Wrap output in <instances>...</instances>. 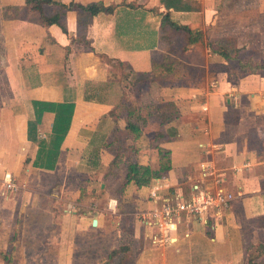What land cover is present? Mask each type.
<instances>
[{"label":"crops","instance_id":"obj_1","mask_svg":"<svg viewBox=\"0 0 264 264\" xmlns=\"http://www.w3.org/2000/svg\"><path fill=\"white\" fill-rule=\"evenodd\" d=\"M62 1L84 5L102 2L113 9L96 15L79 8L66 10V30L59 24L44 26L27 19V27L35 31L31 39L27 38L31 48L26 38L16 42L15 56L7 48V59L0 65V220H12L22 207H33L49 198L54 210L52 224L64 223L63 234L61 230L52 232L53 225L46 231L45 247L58 250L60 255L57 262L50 258L51 264H88L75 259V254L85 252V248L80 251L76 247L77 234L85 230L102 241L108 215L125 216L118 196L108 194L104 177L116 179L121 165L115 168L111 164L118 142L127 137L138 148L140 163L157 167L159 147L170 151L172 162L168 174L154 178L150 184L130 182L124 187L122 198L133 206L127 216L134 233L139 231L153 246H159L153 250L155 262L135 264H243L249 243L264 244V72L228 68L229 62L213 52L208 42L219 36V24L229 20L234 10L248 8V2H255L252 5L264 15V0ZM15 5L23 7V0ZM175 25L202 32L201 40L187 42ZM237 45L263 60L261 49L251 51L246 43ZM116 61L126 66L113 64ZM164 63H173L171 72L163 70ZM125 72H131L130 77ZM2 76L7 81L8 96ZM88 81L101 84L97 89H104L102 100L85 99ZM118 84L128 93L141 89L148 99L144 104L136 101L142 129L136 140L126 133L125 113L117 110L124 98L105 90ZM34 100L75 102L71 126L54 168L46 167L48 149L41 151L40 146L50 143L56 114L44 112L37 125V138H30ZM167 101L173 103V116L162 124L161 112L151 105ZM169 127L176 130L175 136L167 135ZM160 131L165 136L159 137ZM202 164L210 165L216 176L204 177ZM101 172L104 180L100 186L108 194L105 204L102 196L98 199L90 194L93 179ZM37 174L52 177L53 185L47 186L36 178ZM71 174L85 175L83 194L80 187L67 189L66 178ZM16 178L18 182H14ZM9 179L17 189L7 186ZM58 183L64 191L57 196ZM216 186L233 194L219 215L211 211L202 220L182 213L180 222L168 232L148 223L152 211L165 198H189L198 189ZM76 205L87 210L86 221L72 226L73 219L84 220L73 215H77V209L69 208ZM90 213L98 216L88 220ZM95 218L97 225H93ZM0 231V240L8 236L7 229ZM154 234L168 235L170 240L154 244ZM1 250L6 254L3 259L11 263L13 249L9 251L4 240ZM14 250L19 252L21 248L18 245ZM30 252L38 255L39 250Z\"/></svg>","mask_w":264,"mask_h":264},{"label":"rangeland","instance_id":"obj_2","mask_svg":"<svg viewBox=\"0 0 264 264\" xmlns=\"http://www.w3.org/2000/svg\"><path fill=\"white\" fill-rule=\"evenodd\" d=\"M16 1L17 0H0V6H2V13L0 7V65L2 61H4V58H6L5 53L7 48L9 54L11 56L13 55L15 56L16 42L23 41L26 38L25 40H27L30 44L28 45V47L31 48V40L27 38L31 39L33 34H35V31L27 27L28 23H26V21L28 18H27L26 0H23L24 3L23 7L16 6L15 5ZM252 4H255V2H248L247 4L248 8L237 10V12H235L234 10L232 12L233 15H231V18L229 20L225 19L223 23L221 22L219 24L220 27L216 30V33L219 34V36H217L216 38H221L224 40L227 39L230 42L231 46L233 42H235L236 45L237 42L238 44L239 42L243 44L246 43V45L250 46L251 51H256L258 49H261L260 53H262L264 51V15L260 14L259 10H256L257 8H255V6ZM1 16H3V18H1ZM5 42H7V45L5 44ZM35 47H36V51L40 50L38 48L37 43ZM25 49L27 48L25 47L24 50ZM248 54L251 55L249 51ZM259 61L264 62V58L263 60H259ZM2 77L3 78L1 82H4L3 86L6 87L4 91L5 94L8 96L9 89H8L7 81L4 76ZM123 89H124L123 86H120L118 84L114 86L113 89H105V90H107L108 93L112 92V95H114V97L117 98L120 97V99L123 97L124 105L126 106V108L129 106L131 107L136 106L137 105L136 101L138 102V104L139 103L144 104L148 102L146 95H143L144 92L141 91V89H137V88L134 90L130 89L132 90V92L130 91V93H128L127 89L124 90ZM112 95H110V97H112ZM123 136H126V133H124ZM126 144H128V142H123L122 145H120V147H125ZM128 153L131 154L130 152ZM118 172L119 173L115 176L116 178L115 180L114 177H110V178L104 177L107 184V188L110 189L108 191V194L110 196L122 195V193H119L118 190L120 184H122V182L124 181L125 167L121 165L120 168L118 169ZM101 175L102 172L101 174L98 173L97 178L93 179L94 189L91 188L90 194H92V196L94 197H98V195L102 196L101 202L103 200L104 201L103 204H105L108 198V194L105 191L103 192L100 186L101 185L100 183L104 180V178H102ZM36 178L42 179V181L46 182L45 184L47 186L53 185V181L52 184L50 185L52 177L48 175L37 174ZM13 180L14 182L19 181L18 178ZM66 181H67L66 187L69 191H75L79 187L83 189V192L85 191L84 189V185H86L85 175L82 176L73 175V174L67 175ZM88 185L90 186L91 184ZM55 189H56L55 191L58 192L56 193L57 196L58 194L60 195L62 191H64L63 187L59 185V183L55 185ZM65 191L67 192V190ZM69 195L70 197L72 196L73 198V193L69 192ZM106 196L107 198H105ZM123 199L126 200L125 197ZM92 203H94V201ZM121 206L122 205L119 204V207ZM123 207H124L123 213H125L124 219L118 215L117 217L115 216L112 217L111 214L108 215V218L106 220L107 228L103 232L102 241L95 234L91 235L85 233L84 232L85 230L77 234L79 237V240L77 239L76 241L77 249L82 251L85 248L84 253L81 252L80 254L77 255L75 254V259L77 260V262L85 261L88 264H104L106 261H111V263H113L115 261L118 262L120 260L122 261L127 260V263L135 264L138 261H147V262L149 260L151 262L156 261V256L153 254V250L157 249L156 247L159 248V246H153L149 240H146L144 238V235L139 234V231L137 233L136 232L134 233L135 230L132 227V222L130 219L127 218L131 206L125 204V206L123 205ZM69 208L77 209L78 211L77 215L76 214L73 215L78 219H82L84 217V220L73 219L72 222L70 223L72 224V226H75L76 224L78 226V224H82L86 221L84 215L87 210L84 209L85 207L79 208V205H76L75 207H69ZM12 214L14 215L15 213ZM53 215H54V210L51 206V201L49 198H46L44 200L38 201V204L36 206L32 207V205H26L24 208L22 207L20 211L17 212L16 215H14L12 220L8 221L6 219V222L0 220V229L3 230L7 229L6 232L8 233L7 234L8 238L4 236V238H2L0 242L4 240V242L7 243V249L9 251L13 249L11 250L12 254L10 253L11 260H13L11 263H7L3 259V257H5L4 255H6L5 251L4 250L0 251V264H51L52 260L50 258L52 259L54 258L57 262V259L60 258V255L57 253L58 250L49 251L51 247L49 246V248L47 249L45 247L47 243L46 242L43 243L44 240L47 241L46 231L47 229H49V227L53 225L51 231L58 233H60L59 230H61L62 233V230L64 229L63 222L60 223V225L59 223L57 225L52 224L51 221ZM97 216H98L97 213H90L88 214V217L86 219L89 220V217H97ZM49 238L50 237H48V240ZM16 240H18V242L14 244ZM253 244L256 245L257 243H253ZM18 245L20 246L21 250L19 252H16L14 249L17 248ZM32 246L35 247V249H33ZM114 249H118V252L114 253L116 255H114L111 258L109 257V255ZM32 250H39L38 255L36 253L32 254L30 252ZM144 251L146 252L144 253ZM252 252L255 254H261L263 251L262 249L257 251V248L251 247V249L248 250V253L251 254ZM247 257H250V255H247ZM247 261H249V258ZM254 264H264V254H262L259 258H257Z\"/></svg>","mask_w":264,"mask_h":264},{"label":"trees","instance_id":"obj_3","mask_svg":"<svg viewBox=\"0 0 264 264\" xmlns=\"http://www.w3.org/2000/svg\"><path fill=\"white\" fill-rule=\"evenodd\" d=\"M26 7H27V18L32 21H36L44 26H49L51 24H59L63 27L64 30H66L65 25L63 24V16L66 13V10H71L74 8L83 9L86 11L91 12L93 15L98 14L101 11H111L112 7L105 6L102 2H92L88 3L87 5L77 3V2H70L65 3L62 0H26ZM177 30L180 32V34L183 35V37L187 40V42H197L201 40L202 38V32L200 31H193L188 26H177L175 25ZM209 46L211 50L215 53H218L219 55L223 56L229 64L226 65L228 68H231L232 66L235 69L241 70V71H250V72H264V62H261V57H255L248 54V51L245 47H238L235 42H233L232 46L230 45V42L227 39H221V38H214L210 40ZM113 64L119 65L121 67H125L126 64H124L122 61H116ZM221 66L224 68L226 67L225 64L220 63ZM164 71L171 72L172 69H170L173 66V63H164L163 65ZM226 67V68H227ZM160 70L159 72H161ZM157 76L160 75L158 73V70L156 71ZM126 77H130L131 72H125ZM124 74V75H125ZM116 77V75H114ZM101 84L95 83L93 81L87 82V89L85 90V99L86 100H102V92L103 89H97L98 86ZM100 93V94H99ZM34 107H35V119L33 121L29 122V137L30 138H37V125L41 122L43 113L46 111H52L55 112L56 117L53 124V132L51 136L50 143L42 142L40 148L41 151L47 150V154H45L44 157H46L44 160L47 161L48 168H54L59 152L60 147L70 129L72 117L74 113L75 108V102L74 101H65V102H50V101H42V100H34L33 101ZM173 103L171 101H167L163 104H156L151 105L152 109L156 108L161 112L162 121L161 123H166L172 118V112L171 107ZM117 109L119 112H124L126 115V133L135 140L139 138V136L142 133L140 121V112H138L134 107H127L124 105V102H121L120 106ZM176 130L174 128L169 127L167 129V135L169 136H175ZM124 134V133H123ZM126 134V135H127ZM127 135V136H128ZM159 137L165 136L163 131H160L158 133ZM41 142V141H40ZM123 142H128L125 147H120ZM119 148L117 151V154L115 158L112 161V166L115 168H118L120 165H123L125 167V176L124 181L122 184H120L119 187V193H123L124 187L127 183L133 182L137 186H144L151 183V181L154 178H161L168 174L169 170L172 167V162L170 158V151L166 150L162 147H159V156L160 161L157 167H152L150 164H143L140 163V160L138 158V148L133 144V142H129L127 137L123 141H119ZM130 152L131 154H129ZM28 162V159L26 160ZM108 176V175H107ZM102 191L106 192L105 189H102ZM82 189V194H83ZM82 196V195H81ZM120 200V204L122 205L120 208L124 212L125 204H128L131 206L129 209V212L133 210L132 203L127 202L126 200H123L122 195L118 196ZM125 204H124V203ZM125 217V216H124ZM123 217V219H124ZM127 218H129L127 216ZM251 247L257 248V251L262 249L261 254H255V253H248V250L251 249ZM118 249H114L109 257H113L114 253H117ZM262 254H264V244L263 243H257L256 245L253 243H249L247 247L246 252V259L243 264H254V262L259 258ZM247 255H250V257H247ZM260 255V256H259ZM249 258V261H247ZM104 264H129L126 261H118L113 262L106 261Z\"/></svg>","mask_w":264,"mask_h":264},{"label":"built area","instance_id":"obj_4","mask_svg":"<svg viewBox=\"0 0 264 264\" xmlns=\"http://www.w3.org/2000/svg\"><path fill=\"white\" fill-rule=\"evenodd\" d=\"M202 168L204 177L215 175L210 165L202 164ZM217 180L219 181V177H217ZM7 186L17 189L12 179H9ZM232 199L233 194L222 186H216L215 189H198L197 192L192 194L189 198H185L181 195L174 197V199L165 198L162 205L152 211V221L150 220L148 223L158 227L162 232H168L172 226H176L180 222L182 213L193 215L204 220L211 211L219 215L222 209L228 207ZM160 234H154L152 236L154 244L158 245L170 240L168 235L161 236Z\"/></svg>","mask_w":264,"mask_h":264},{"label":"water","instance_id":"obj_5","mask_svg":"<svg viewBox=\"0 0 264 264\" xmlns=\"http://www.w3.org/2000/svg\"><path fill=\"white\" fill-rule=\"evenodd\" d=\"M97 222H98V220L95 218V219L93 220V225H97Z\"/></svg>","mask_w":264,"mask_h":264}]
</instances>
